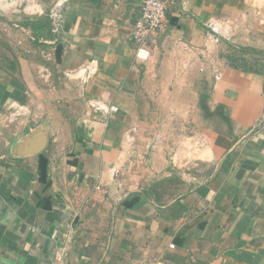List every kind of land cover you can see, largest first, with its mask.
I'll list each match as a JSON object with an SVG mask.
<instances>
[{
  "label": "crops",
  "instance_id": "1",
  "mask_svg": "<svg viewBox=\"0 0 264 264\" xmlns=\"http://www.w3.org/2000/svg\"><path fill=\"white\" fill-rule=\"evenodd\" d=\"M144 2L0 0V264H264V0Z\"/></svg>",
  "mask_w": 264,
  "mask_h": 264
},
{
  "label": "built area",
  "instance_id": "2",
  "mask_svg": "<svg viewBox=\"0 0 264 264\" xmlns=\"http://www.w3.org/2000/svg\"><path fill=\"white\" fill-rule=\"evenodd\" d=\"M59 7L60 6L55 7L52 11V17H54L55 22L60 20L57 16L60 10ZM166 20L167 0H145L140 18L132 32V40L138 50H148L153 46L158 34L165 27ZM207 28H209L213 34H219V30L213 24H207ZM96 107L102 109L105 114L109 112L100 104H96ZM149 147L153 149L155 145L151 144ZM48 264H66V260L64 255L58 254Z\"/></svg>",
  "mask_w": 264,
  "mask_h": 264
},
{
  "label": "rangeland",
  "instance_id": "3",
  "mask_svg": "<svg viewBox=\"0 0 264 264\" xmlns=\"http://www.w3.org/2000/svg\"><path fill=\"white\" fill-rule=\"evenodd\" d=\"M9 3H10V2H9ZM9 10H10V9H9ZM7 38H8V37H7ZM5 39H6V37H5ZM5 39H4V40H0V46L4 47L5 50H7L8 52L13 51V48H12L11 44L6 43V42H5Z\"/></svg>",
  "mask_w": 264,
  "mask_h": 264
}]
</instances>
